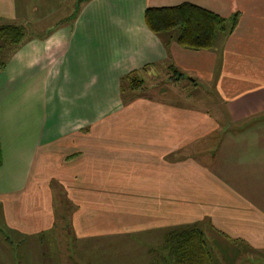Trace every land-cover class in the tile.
I'll use <instances>...</instances> for the list:
<instances>
[{"label": "crops", "instance_id": "crops-1", "mask_svg": "<svg viewBox=\"0 0 264 264\" xmlns=\"http://www.w3.org/2000/svg\"><path fill=\"white\" fill-rule=\"evenodd\" d=\"M181 2L236 11V26L211 49L165 47L143 11ZM72 5L0 0V23L36 30L0 70L4 227L47 256L63 237L89 264H119L125 245L145 264L194 226L208 244L218 233L264 251V0H86L70 18ZM163 69L188 76L196 97L121 98L122 76ZM60 200L69 232L56 225Z\"/></svg>", "mask_w": 264, "mask_h": 264}, {"label": "trees", "instance_id": "trees-1", "mask_svg": "<svg viewBox=\"0 0 264 264\" xmlns=\"http://www.w3.org/2000/svg\"><path fill=\"white\" fill-rule=\"evenodd\" d=\"M76 12L77 10H73L70 18H73ZM238 16L239 13L236 11L221 16L189 2H181L173 6L146 7L143 11L144 24L165 47L170 41H174L180 47L190 50L211 49L217 37L226 36L234 29ZM23 38L22 27L0 23V42L3 48L9 47V50H12ZM1 66H4L3 63H0ZM173 70V80L182 77V73ZM142 83L143 80L137 72L131 71L122 76L119 81L121 98L125 100L123 92L134 90ZM58 207L56 225L60 226V231L69 232V219L66 218L68 207L64 206L62 200L58 202ZM4 238L12 244L9 236L4 235ZM19 238L25 240L24 237ZM17 243H20V240ZM162 245L163 250L164 248L168 250L163 257L167 264H216L211 253L212 244L207 243L201 231L195 226L177 233L171 232L165 237L163 244L161 243L155 252L154 264H162Z\"/></svg>", "mask_w": 264, "mask_h": 264}, {"label": "rangeland", "instance_id": "rangeland-1", "mask_svg": "<svg viewBox=\"0 0 264 264\" xmlns=\"http://www.w3.org/2000/svg\"><path fill=\"white\" fill-rule=\"evenodd\" d=\"M74 2L75 0H73L72 8L74 6ZM63 11L65 12V10ZM53 19H55V17H52V20ZM34 30L35 29L33 28H31V30L28 28L24 32L31 33ZM40 31L42 30L40 29ZM22 43L23 39L21 40L20 45ZM0 47V63L5 65L6 62H8L11 58L10 56L17 49V46H15L12 50H9V47L3 48V44L0 42ZM2 69L3 66L0 67V70ZM145 73H147V75L143 77V83L134 90H126L123 92V98L127 97L130 99L131 97H136L138 95H147L150 97L159 98V95L162 96V94H164L167 96H172L173 99H176L177 101L180 100L185 104L196 97H192L193 94L191 93L190 86L187 84V79L183 77L182 79L179 78V82H175L172 77V72H166L164 69L158 72L150 73L149 71H146ZM202 98L204 97L202 96ZM217 111L216 118L220 119V111L222 110L220 109L219 111L218 109ZM223 121L224 120H222V122ZM220 127L221 126H218L217 128L219 132H221ZM220 145L221 143L216 150L219 153L218 155L222 156V146L220 149ZM186 152H189V150ZM56 208L58 209L59 207L56 205ZM13 232V230L4 227L0 213V264H11L13 262H20L21 264L24 263L22 258H25L26 264H48L49 260L50 263L54 264H69L68 261L76 262V264H89L91 260H94V257L90 255L83 256L70 254L66 247L68 245L67 239L63 237L55 238L57 244L51 251L50 255L47 256L45 255L46 247L44 248L43 245L36 246L35 244L31 245L30 243H25V241L21 240V238H19L20 243H17L19 240L16 238V234ZM55 232L57 233V230H55ZM4 235L9 236L12 244L7 242V239L4 238ZM220 239L224 241V238L218 233H215L212 239L213 249L211 250V253L216 264H264V251L251 252L248 248L246 249L239 245H226L225 243H222ZM14 255L16 256L15 259L13 258ZM154 255L152 257H154ZM152 257L150 256L149 260L145 264H154V259ZM117 260L119 264H142V254H140L138 250H134L133 247L131 248L128 245H125V250L117 255Z\"/></svg>", "mask_w": 264, "mask_h": 264}, {"label": "water", "instance_id": "water-1", "mask_svg": "<svg viewBox=\"0 0 264 264\" xmlns=\"http://www.w3.org/2000/svg\"><path fill=\"white\" fill-rule=\"evenodd\" d=\"M83 1H86V0H75L73 9L74 10H78L80 3L83 2ZM184 77L190 80V78L188 76L184 75Z\"/></svg>", "mask_w": 264, "mask_h": 264}]
</instances>
